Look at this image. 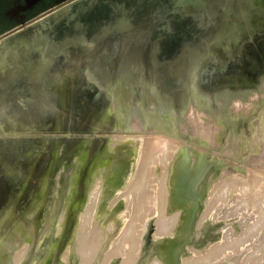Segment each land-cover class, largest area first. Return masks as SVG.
<instances>
[{
    "label": "rangeland",
    "instance_id": "obj_1",
    "mask_svg": "<svg viewBox=\"0 0 264 264\" xmlns=\"http://www.w3.org/2000/svg\"><path fill=\"white\" fill-rule=\"evenodd\" d=\"M129 147L142 160L158 150L167 181L188 153L192 187L149 217L153 241L137 264L160 261L162 247L163 264L264 256V0H0V264H80L76 230L118 220L147 168H130ZM117 150L128 166L110 189ZM225 178L256 181V193L212 202ZM172 216L160 235L155 221ZM77 237L88 247L101 234Z\"/></svg>",
    "mask_w": 264,
    "mask_h": 264
},
{
    "label": "bare ground",
    "instance_id": "obj_2",
    "mask_svg": "<svg viewBox=\"0 0 264 264\" xmlns=\"http://www.w3.org/2000/svg\"><path fill=\"white\" fill-rule=\"evenodd\" d=\"M128 137V136H127ZM137 137V136H136ZM139 137V136H138ZM164 137V136H163ZM161 138V137H160ZM145 140V138H144ZM166 140V139H165ZM169 139H167L168 141ZM162 141V140H161ZM143 142V140H142ZM133 144V143H132ZM131 144V145H132ZM147 144V143H146ZM145 144V145H146ZM166 144V143H165ZM164 144V145H165ZM142 145V144H141ZM144 145V144H143ZM141 146L142 148L145 149V146ZM149 145V144H148ZM168 145V143H167ZM166 145V146H167ZM153 146V145H152ZM155 146V145H154ZM164 146L162 149L163 152H166L169 150V145L168 147ZM150 147V145H149ZM166 147V148H165ZM147 148V147H146ZM148 149V148H147ZM150 149V148H149ZM159 149V148H158ZM161 149V148H160ZM136 150H132V148L129 147V150H128V154H131L133 155L134 157V163L132 162L131 165H130V168L133 167V166H138V165H141L142 163H144V167L142 168H146L142 173L143 175H145L146 177H141L143 175L140 174V178H144V180L140 181L139 179V170L141 171V169H137V173L134 172V174H138V177L136 178V176L134 175L136 182H134L135 184L133 185L132 183V186L130 185L131 189H127V196L124 199V209L122 211H120L119 213L116 214V218H118V220H114L112 223H110L111 226H107L105 228H101L102 225L100 227H98V225H96V222L93 223L92 225L88 224L89 220L91 219V216L89 217L90 219H88V215H91V214H88L89 212L87 211V216L84 217L82 220L83 221H86V219H88L86 221V223L88 225H90V230L89 228L84 224L83 222V225H85V227L88 228L85 229L84 226H82V230L81 229H78L76 230L78 232V234H75L76 236H74V239L77 243V248L74 250L73 252V255L75 256H78L80 258V264H137V262L139 261L138 257L139 255H143V250L146 251V246H149L150 243L153 241V238H152V235L151 233L153 232L152 230V225H151V222H150V219L149 217L159 213L160 214V218H162V215L164 214L163 212V207H164V203L166 205V200L164 201L165 198H168V195H169V198H170V202L172 203L171 206L169 207L170 209L174 208L175 206H177L179 204V199L181 198V194L187 190H190L192 187H191V182L188 181V173H185L184 172V165H185V162L187 161L188 159V153H184L181 155L180 159L177 160V162L174 164L173 166V175L175 174L174 177H170L169 180L167 181V178L165 177L166 176V163H163V158L161 157L160 159H158L159 157L157 156V151L156 152H150V154L148 155V158L146 159V151L141 149V151L145 152V156L142 159H139V157L137 158V156L141 155L140 152L138 153L137 152V156L135 155ZM161 151V150H159ZM142 154V155H143ZM141 157V156H140ZM139 159V160H138ZM155 162H157V164L160 166V163L162 165V167L160 168L159 171H162L163 170V176L161 175L160 177L158 176H154V165L156 166L157 164H154ZM205 163V162H204ZM134 164V165H133ZM145 164L146 167H145ZM111 169H112V172H113V175L109 181V185H110V189H112V187L116 186L117 184H119L121 182V173H117V171H122L123 170V167L124 166H128V163L124 161L122 155L120 154V151L117 150L115 152V155H114V160L112 162V165H111ZM143 166V164L141 165ZM139 166V167H141ZM138 167V168H139ZM136 170V169H134ZM143 170V169H142ZM157 170V169H156ZM181 170V171H180ZM177 171H179L178 173H176ZM158 174V173H157ZM129 175V174H128ZM254 176V175H253ZM252 176V177H253ZM261 176V175H260ZM129 177V176H128ZM128 177L126 178V181H128ZM133 177V176H132ZM258 177V176H257ZM224 179V178H223ZM225 179H228V178H225ZM240 179V178H239ZM253 179V178H251ZM133 181V179H130V181ZM139 180V181H137ZM234 180L236 182H234ZM97 181V180H96ZM129 181V182H130ZM131 181V182H132ZM237 178L236 179H233V178H229L228 180H225L223 182L220 183V185L217 186L216 190H213L215 192H213V194L211 195V201L213 199H216V197L218 198H227L226 196L228 195L226 192V190H228L230 192V190L232 191H237L239 193L238 196L241 197V199H244V202H247L248 199L252 198L253 194L256 193V191L252 192V193H249L251 190H252V186L256 183V181L252 182V181H246L245 179H240L238 182H237ZM98 182V181H97ZM128 182V183H129ZM130 182V183H131ZM127 185V184H126ZM128 186V185H127ZM219 187H221V189H219ZM128 188V187H127ZM215 188V187H214ZM109 189V190H110ZM218 190H223L222 192H218ZM231 191V192H232ZM122 192V191H121ZM228 192V193H229ZM197 193V192H196ZM222 193V194H221ZM226 193V194H225ZM233 193V192H232ZM124 194V193H123ZM231 194V193H230ZM257 194H259L257 197L261 196V195H264V191L263 190H260V193L257 192ZM95 195H96V190H93L91 195H90V198L92 201L94 198H95ZM232 195V194H231ZM236 195V194H235ZM92 196V197H91ZM123 197V196H122ZM233 197V196H232ZM115 198H118L115 197ZM121 197L119 196V199ZM188 198V197H187ZM218 198V199H219ZM224 198H222L223 200H225ZM234 198V197H233ZM237 198V197H236ZM254 198V197H253ZM182 199V198H181ZM221 199V200H222ZM228 199V198H227ZM97 200V199H96ZM118 200V199H117ZM190 200V199H189ZM238 200H240V198L238 197ZM237 200V201H238ZM89 201V202H90ZM212 201V202H213ZM235 201V199H234ZM263 201V199H262ZM95 202V201H93ZM93 202L91 204H93ZM114 202V200H113ZM224 202V201H222ZM258 202V201H257ZM261 201H259V204ZM186 203H189V202H186ZM216 203V202H214ZM263 203V202H262ZM210 204H212L210 202ZM89 207H91L92 205H88ZM168 206V204H167ZM188 206V205H187ZM214 206V205H213ZM212 206V207H213ZM86 207V206H85ZM121 207V205H119L116 209L118 210L119 208ZM211 208V206H209ZM93 208V206H92ZM91 208V209H92ZM259 216L261 215V220L259 218V224L261 227L263 224H264V205H261L259 206ZM95 209V208H94ZM154 209H158L157 211H153ZM256 209V208H255ZM263 209V210H262ZM85 210V209H84ZM83 210V211H84ZM90 210V208L88 209ZM116 210V211H117ZM192 210V209H191ZM208 211V209H206ZM237 210V209H236ZM86 211V210H85ZM93 211V210H92ZM234 211V210H233ZM91 212V211H90ZM169 212V210L167 211ZM258 212V211H257ZM112 213V216L116 213L115 211L111 212ZM234 213V212H233ZM71 214V213H70ZM192 215V214H191ZM70 216V215H69ZM81 216H84V215H81ZM106 214H102L101 215V220L102 221L104 218H105ZM166 217V216H165ZM173 217V216H172ZM73 218V217H72ZM86 218V219H85ZM159 218V219H160ZM188 218V216H187ZM156 220L155 221V226H157V231L158 233L163 234L164 235L167 233V231L169 232V228H170V224L172 225V221L174 220V217L171 218V221H159ZM80 220V219H79ZM81 220V222H82ZM185 221V220H184ZM103 222V221H102ZM174 222V221H173ZM80 223V222H79ZM262 224V225H261ZM79 225V224H77ZM82 225V224H81ZM93 225H95L94 227L97 226V228H94L93 229L91 228ZM186 225V224H185ZM181 226V225H180ZM169 227V228H168ZM263 227V226H262ZM168 228V229H167ZM258 228V227H257ZM65 229V228H64ZM87 230V231H85ZM92 230V231H91ZM156 230V229H155ZM180 230V229H179ZM261 230V229H260ZM68 231V230H67ZM66 231V233H67ZM74 231V232H76ZM100 232L101 234V237H100V241H96V242H87V244L89 243L90 245H87L88 247H84V246H81L80 245V241H82L80 239V237H77L78 235H81V233H84V232ZM188 231V230H187ZM69 232V231H68ZM76 232V233H77ZM128 232V233H127ZM156 232V231H155ZM154 233V232H153ZM182 233V232H181ZM186 233V232H185ZM184 233V234H185ZM189 233V232H188ZM65 235V234H64ZM154 235H158L157 233H155ZM118 236V237H117ZM163 236V235H162ZM185 236V235H184ZM226 236V235H225ZM243 237V236H242ZM254 239V237H252ZM13 239V238H12ZM231 239V238H230ZM235 239V242L236 240L238 241L237 238H233ZM164 240V239H162ZM225 240L224 239V243H225ZM245 240V239H244ZM231 241V240H230ZM233 241V240H232ZM99 244H98V243ZM234 242V241H233ZM241 242V240H240ZM239 242V243H240ZM243 242V241H242ZM93 243L95 245H97L95 248L92 247ZM97 243V244H96ZM101 243V244H100ZM163 243V242H162ZM170 243V242H169ZM232 243V242H230ZM172 244V243H171ZM226 244V243H225ZM229 245V243H227ZM264 244V243H263ZM166 245H167V242H166ZM235 245V243H234ZM89 246L91 247V249L89 248ZM164 246V245H163ZM224 246V244H223ZM242 246V245H241ZM264 246V245H263ZM108 247H112V251L110 250H106ZM219 247V246H218ZM218 247H215L217 248V251H218ZM231 247V244L229 246V248ZM233 247V246H232ZM231 247V248H232ZM238 247V246H237ZM247 247V246H246ZM159 248V245L157 246V243H152L151 244V252H155V250H158ZM221 248V246H220ZM223 248V247H222ZM222 248L220 251H222ZM230 248V249H231ZM236 248V246H235ZM164 247H162V250H163V253L160 252L159 250V253H157V258L160 260H163L165 259V254L164 253ZM226 249H227V246H226ZM229 249V250H230ZM237 249V248H236ZM242 249V248H241ZM25 250V249H24ZM213 249H211L212 251ZM228 250V252H230ZM21 253L23 252L22 250H20ZM106 251H107V255H106ZM223 251H227L225 250V247H224V250ZM245 251V250H244ZM214 251L208 252L207 256L205 255V260L206 261H210L209 259H211V262L213 260V255H214ZM232 252H234V249H232ZM17 253V252H16ZM15 253V254H16ZM123 253H128L127 257H123L121 254ZM206 253V252H205ZM219 253V252H217ZM223 253V252H222ZM231 253V252H230ZM237 253V250L236 252ZM241 253H242V250H241ZM244 253V252H243ZM19 254V252L17 253ZM17 254L15 255L17 257ZM23 254V253H22ZM22 254H19L20 256ZM233 254V253H232ZM18 255V257H20ZM199 255V254H198ZM219 255V254H217ZM216 255V256H217ZM228 255V254H227ZM225 254V256H227ZM241 255V254H240ZM239 255V256H240ZM113 257L112 259H108L109 257ZM200 256V255H199ZM215 256V255H214ZM230 256V255H229ZM249 256V255H248ZM110 257V258H111ZM251 257V256H250ZM260 257V256H259ZM258 256L256 258H259ZM262 257V258H261ZM259 258V260L257 259L254 260L255 257H252V259L249 261L251 262V264H264V256H261ZM255 258V259H256ZM18 259V258H17ZM16 259V260H17ZM20 259V258H19ZM18 259V260H19ZM247 259V258H246ZM249 259V258H248ZM160 260V261H161ZM155 261V260H154ZM160 261L154 263V264H163L162 262L160 263ZM188 260H184L183 261V264H190L187 262ZM216 261V260H215ZM214 261V262H215ZM221 261V260H220ZM175 262V261H174ZM191 262V261H190ZM197 263V262H196ZM246 263V262H244ZM150 264V263H149ZM192 264V263H191ZM221 264V263H220ZM242 264V263H241ZM248 264V263H247ZM250 264V263H249Z\"/></svg>",
    "mask_w": 264,
    "mask_h": 264
},
{
    "label": "water",
    "instance_id": "obj_3",
    "mask_svg": "<svg viewBox=\"0 0 264 264\" xmlns=\"http://www.w3.org/2000/svg\"><path fill=\"white\" fill-rule=\"evenodd\" d=\"M26 26V24L25 23H23V24H21V26H20V28H23V27H25ZM10 33H8V34H6V35H9ZM5 36V35H4Z\"/></svg>",
    "mask_w": 264,
    "mask_h": 264
}]
</instances>
